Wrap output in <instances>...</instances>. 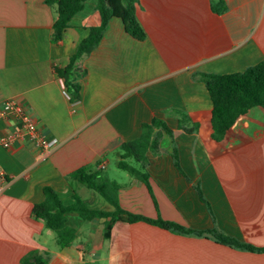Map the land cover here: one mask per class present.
<instances>
[{"label": "crops", "instance_id": "1", "mask_svg": "<svg viewBox=\"0 0 264 264\" xmlns=\"http://www.w3.org/2000/svg\"><path fill=\"white\" fill-rule=\"evenodd\" d=\"M137 0L136 17L146 32L138 40L112 17L99 44L79 65L81 98L71 101L55 71L101 17L98 0H86L62 38L53 42L57 8L46 0H0V103L15 98L56 142L41 150L23 142L0 144L5 181L0 193V264H25L32 250L49 253L48 264H264V251L217 242L211 234H183L145 221L113 223L105 236L102 218L67 214L77 229L61 247L55 232L32 214L52 187L65 203L76 192L93 207L112 206L69 174L96 165L120 184L124 209L173 220L184 226L218 229L264 246V107L239 116L224 137L212 126V100L195 74L242 72L264 61V0ZM177 108L200 122L187 133L164 111ZM153 116L166 120L156 154L148 152L151 190L126 174L109 178L119 145L137 138ZM2 132L15 124L2 121ZM177 147L180 166L172 155Z\"/></svg>", "mask_w": 264, "mask_h": 264}, {"label": "trees", "instance_id": "2", "mask_svg": "<svg viewBox=\"0 0 264 264\" xmlns=\"http://www.w3.org/2000/svg\"><path fill=\"white\" fill-rule=\"evenodd\" d=\"M46 1L56 5L57 8V18L54 21L52 33L53 42H57L62 38L65 28L69 26L71 18L83 8L86 0ZM136 3L137 0H98L97 10L101 17L100 23L90 27L89 34L80 41L65 66L55 67L58 76L63 79L71 101L75 102L81 98L79 77L85 73V69L80 67L79 61L99 44L112 17H119L124 23L126 32L134 38L145 39L146 32L136 17ZM212 7L220 12L226 6L224 0H212ZM195 76L204 81L208 88L213 104L212 126L220 137H224L237 118L251 107L257 105L264 107V61L249 66L242 72L224 74L198 72ZM164 112L174 115L178 120V127L187 133L196 132L200 127V122L193 120L183 110L172 108ZM163 132L173 135V130L164 118L153 116L150 121L142 123L141 134L137 138L122 142L118 148L120 155L117 166L143 181L150 190L148 152L156 154L159 151ZM172 155L177 166H180L176 146L173 147ZM69 176L98 192L112 206V209L93 207L76 192L73 195V201L65 203L52 187L45 186L43 188L44 199L33 205L32 214L37 219H43L47 227L55 232L57 242L61 247L71 245L77 237V229L67 223V214L77 212L85 220L104 219L106 237L110 236L112 225L118 220L145 221L183 234H211L217 242L225 245L251 251H264V246L243 242L215 228L194 229L161 216L154 218L124 209L119 201L120 184L104 177L102 169L97 168L96 165L81 166ZM22 261L25 264H48L49 253L32 250L23 256Z\"/></svg>", "mask_w": 264, "mask_h": 264}, {"label": "built area", "instance_id": "3", "mask_svg": "<svg viewBox=\"0 0 264 264\" xmlns=\"http://www.w3.org/2000/svg\"><path fill=\"white\" fill-rule=\"evenodd\" d=\"M67 91V90H66ZM70 98V94L67 92ZM2 121L15 124L12 132H2ZM29 142L41 150L53 146L55 138H47L38 126L36 119L25 109L23 104L15 98H8L0 103V144L5 148H11L15 144ZM5 181V170L0 165V193Z\"/></svg>", "mask_w": 264, "mask_h": 264}, {"label": "rangeland", "instance_id": "4", "mask_svg": "<svg viewBox=\"0 0 264 264\" xmlns=\"http://www.w3.org/2000/svg\"><path fill=\"white\" fill-rule=\"evenodd\" d=\"M115 172H118V174H126V171L123 169H120L116 163L113 161L110 162L109 168L106 171V174L109 178H118L117 174Z\"/></svg>", "mask_w": 264, "mask_h": 264}]
</instances>
